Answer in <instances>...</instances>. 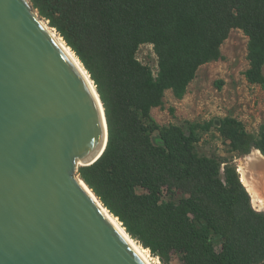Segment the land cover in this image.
<instances>
[{"label":"trees","instance_id":"obj_1","mask_svg":"<svg viewBox=\"0 0 264 264\" xmlns=\"http://www.w3.org/2000/svg\"><path fill=\"white\" fill-rule=\"evenodd\" d=\"M89 72L108 142L78 175L126 231L163 264L264 263V210L254 208L233 159L197 149L199 124H160L165 92L182 98L198 68L221 58L232 28L248 36V82L264 89V0H29ZM152 43L158 71L137 57ZM239 155L264 132L218 120ZM217 243L220 248H217Z\"/></svg>","mask_w":264,"mask_h":264},{"label":"water","instance_id":"obj_2","mask_svg":"<svg viewBox=\"0 0 264 264\" xmlns=\"http://www.w3.org/2000/svg\"><path fill=\"white\" fill-rule=\"evenodd\" d=\"M41 20L0 0V264H148L81 184L105 108Z\"/></svg>","mask_w":264,"mask_h":264},{"label":"rangeland","instance_id":"obj_3","mask_svg":"<svg viewBox=\"0 0 264 264\" xmlns=\"http://www.w3.org/2000/svg\"><path fill=\"white\" fill-rule=\"evenodd\" d=\"M35 12L39 16L36 10ZM40 19L48 23L44 18ZM247 44L248 36L243 30L232 28L221 45V58L206 62L198 68L186 94L182 98H176L172 90H167L163 105L152 109L153 117L160 124H178L185 128L189 123L199 124L196 143L198 151L233 159L237 169L240 161L258 148L252 147L249 153L239 155L230 141L222 135L218 120L234 118L242 122L252 134L258 136L264 132V89L259 84L248 82L244 74L249 66ZM137 57L149 65L154 74L157 73L158 57L152 43L142 44ZM252 205L259 209L253 201ZM216 245L219 249L220 244ZM150 255L154 264H163L159 257L151 252ZM169 264L182 262L177 254H172Z\"/></svg>","mask_w":264,"mask_h":264},{"label":"bare ground","instance_id":"obj_4","mask_svg":"<svg viewBox=\"0 0 264 264\" xmlns=\"http://www.w3.org/2000/svg\"><path fill=\"white\" fill-rule=\"evenodd\" d=\"M43 25L49 30V32L53 35V37L57 40V42L61 45V47L66 51L72 61L79 68L87 82L94 86L92 80H90V76L88 71L83 66L80 59L77 57L75 52L66 44L61 36H59L56 30L49 26V24L41 20ZM238 171L241 176V180L244 185L247 187L249 193L251 194L252 201L255 206L259 209L264 210V155L258 149L252 151L249 155H247L243 160L240 161L238 166ZM83 187L89 192L92 198L96 201V203L101 207V209L105 212V214L110 218V220L115 224V226L120 230V232L125 236V238L131 243V245L137 250V252L145 259L148 264H154L152 260V256L150 255L149 249L143 247L138 241L132 238L131 235L128 234L121 221L114 216L106 207L103 206L102 202L99 198L93 194L91 189L81 182Z\"/></svg>","mask_w":264,"mask_h":264},{"label":"flooded vegetation","instance_id":"obj_5","mask_svg":"<svg viewBox=\"0 0 264 264\" xmlns=\"http://www.w3.org/2000/svg\"><path fill=\"white\" fill-rule=\"evenodd\" d=\"M264 155V154H263Z\"/></svg>","mask_w":264,"mask_h":264}]
</instances>
